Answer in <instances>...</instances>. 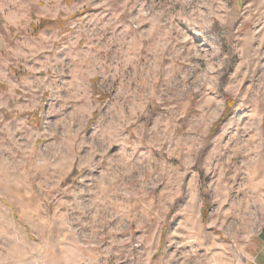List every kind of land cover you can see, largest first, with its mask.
Returning <instances> with one entry per match:
<instances>
[{
	"label": "clouds",
	"instance_id": "1",
	"mask_svg": "<svg viewBox=\"0 0 264 264\" xmlns=\"http://www.w3.org/2000/svg\"><path fill=\"white\" fill-rule=\"evenodd\" d=\"M0 264H264V0H0Z\"/></svg>",
	"mask_w": 264,
	"mask_h": 264
}]
</instances>
